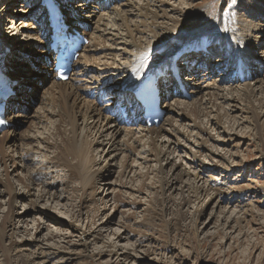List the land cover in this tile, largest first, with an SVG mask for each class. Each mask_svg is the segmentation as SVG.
<instances>
[{
    "label": "rangeland",
    "instance_id": "1",
    "mask_svg": "<svg viewBox=\"0 0 264 264\" xmlns=\"http://www.w3.org/2000/svg\"><path fill=\"white\" fill-rule=\"evenodd\" d=\"M6 1H0V18L3 30L6 27V33L10 36L15 22L20 27V20H35L32 17L21 18L24 14L18 11L20 2L9 5ZM111 1L109 7L112 11L110 8H97L96 11L109 14L110 19L118 11V32L124 33L126 26L133 28L136 25L140 34L136 29L138 32L134 31V37L137 39L140 36L138 40L144 41L143 44L154 41L153 29L160 25L163 30L158 28L156 32L164 33L165 27L168 29L172 26L171 21L182 18V13L189 12L196 16L205 12L206 7H210L213 12L219 5L224 6L226 19L218 23V31L214 34L226 32L230 38H239L236 43L230 40L234 48L238 47L241 54L246 53L251 57L253 54L255 59L250 61L253 62L251 66L242 63V74L234 82L220 81L222 70L209 66L214 60L221 58L222 52L218 54L219 57L210 54L209 62L204 64L207 69H203L201 63L197 69V64L187 59L188 64H194L189 66L195 67L199 72L190 75L185 66L180 75L186 76L181 78L186 86L185 93L176 92L167 96L168 105L162 99L164 113L160 123L153 127L158 133H148L152 126L143 128L149 129L144 132L133 123L120 125L117 120L118 131L114 137L117 156H114L107 140L102 145L86 147V154L90 157L85 161L86 169H89L87 173L83 171L84 189L79 185V178L76 180L73 175L64 185L67 188L72 184L73 189L69 194L64 192L66 188L62 190L60 187L64 183L60 179L61 170L59 175L52 170L53 177H48L49 182L44 184L46 187L43 182H38L39 179H33L32 189L27 191L25 187H21L20 181L17 182L16 177H11L8 184L16 195L9 212L5 204L8 196L3 188V196L0 197V226L2 232L6 231L3 242L0 243V264H27L32 259L31 264H264V0H163L166 1L163 8L170 11L173 7L176 11L169 13L168 19H164L166 23L162 24L143 17L136 10L144 0ZM90 4L93 2L90 1ZM75 6L77 11L82 8L81 5ZM74 9L69 8V11ZM115 26L117 25H113ZM18 34L19 38L24 37L22 31ZM106 41L107 39L104 40L105 44H108ZM35 44L33 40L23 45L13 43L6 50L7 53L12 48L21 50L23 55L20 56L24 60L18 61L11 57L9 63H20L16 73L23 85L31 88L32 83L37 88L33 93L27 90L30 100L26 98V103H29V107L25 116L14 114L15 134L10 131L12 138L16 140L14 156L20 164L23 163L19 173L23 175L22 178L28 171L36 170L37 165L46 161L47 154L50 155L48 150L41 149V143L39 148L34 146L30 152H23L24 146L29 147L28 135L31 137L40 134L51 124L48 128L51 137L56 132L54 127L59 120L56 115L46 114L48 118H45L49 121H43L44 127L33 126L38 120L39 112L43 113L41 108L46 104L52 107L46 103V95L43 93L50 82L37 83L41 75L35 66L37 58L29 59L28 52L35 49ZM219 50H224L225 54L228 52L227 47H220ZM13 54L11 51L10 55ZM190 54L192 56L195 53ZM155 56H160L157 60L163 59L164 51ZM232 58L233 61L228 58V63L233 65L231 69L234 72L237 67L233 64L234 57ZM184 61L178 58L177 66L180 70ZM238 68H241L239 64ZM222 73L225 76L229 74L226 69ZM212 80L217 83L212 88H205ZM246 83L249 84L248 87L244 85ZM193 84L200 86V90ZM208 89L219 94L214 101L211 97V107L203 98ZM55 98L53 103L56 104L55 107L59 105L54 107L58 113L65 103L60 102V98H57L59 102ZM20 102L22 105L24 101ZM194 106L196 108L193 111L191 108ZM166 107L168 111L165 112ZM43 115L45 114L42 117ZM167 115L172 117L170 123L164 120ZM76 119L79 124L80 117ZM195 123L200 125L201 130ZM76 126L78 130L81 125ZM57 127L64 134L63 127ZM7 128L9 126L4 132ZM69 129L67 124L66 135L72 137ZM44 130L42 134L46 135L47 131ZM139 131L144 135V140H153L157 152L160 153L159 162L136 160L130 151V158L122 163L123 151L118 149L124 142L122 139L126 141L132 133H140ZM85 134H88V130ZM60 136L55 133L50 141L57 142ZM78 137L80 138L75 135L74 140H79ZM147 144L150 142L145 143V148L150 153ZM74 147L66 150L68 158H65L63 164L74 161ZM90 151L92 153L89 155ZM94 156L96 159H93ZM148 157L153 158L151 154ZM74 164L77 162L74 161ZM122 166H126L124 171ZM2 169L0 167V173L3 172ZM51 184H55L54 187ZM41 187H52L49 191L52 196L48 198L49 195L46 194L39 198L37 194ZM4 213L8 216L5 218L6 222L2 221ZM67 215H71V228L52 218L57 216L60 217L58 220L66 221L69 218ZM75 227H82L86 231L94 229L96 232L93 233L98 234V238L88 235L86 247L78 245L76 248H66L61 237L69 234L66 238L77 242L81 230H75ZM23 237L26 240L23 241ZM5 247H10V251L6 252ZM124 250L127 251L123 253Z\"/></svg>",
    "mask_w": 264,
    "mask_h": 264
},
{
    "label": "bare ground",
    "instance_id": "2",
    "mask_svg": "<svg viewBox=\"0 0 264 264\" xmlns=\"http://www.w3.org/2000/svg\"><path fill=\"white\" fill-rule=\"evenodd\" d=\"M77 1H79V3H77ZM90 1L93 2V4H90ZM16 2L17 3L20 2L19 3L20 8H18V11L21 12V14H24L21 18L32 17L33 20L35 21L20 20L19 22L20 27H18L17 22H15L14 23L15 26L11 27V30L13 31L11 32L12 34L8 36V34L6 33V27H4V30L2 28V22L0 18V59L2 61V66L4 67L5 73L9 77V82L11 83L12 89L14 90V94L7 98L6 104H5V107H6L5 112L7 113L6 120L10 122V125H9V128L5 130V132L2 131L0 133L1 135L0 167H3L2 169L3 172L0 173V197L3 196V189H5L4 191L7 192V196H8L7 202L5 203L7 204L6 208L8 209V212L11 209L12 203L15 201L14 197L16 195V193H14L12 189H10V185L8 184L11 177L12 178L16 177L17 182L20 181L21 187H25L26 188L25 190L27 191V189H30V188L32 189V184L34 183L33 179L34 180L39 179L38 182H41V183L43 182V185H44L49 182V180H47L48 177L49 178L53 177L52 170L57 172L58 175H59V170H61L62 174H60L61 176L60 179H62V182H64L63 184H61L62 186H60L62 190L66 188L64 186L65 183L68 181L69 178H72L73 175H75L76 180L79 178L78 179L80 182L79 185L81 189H84L83 184H84L85 179H84L83 173L84 172L87 173V170L89 169V168L86 169L87 163L85 165L86 158L88 157V155L86 154L88 153V148L86 147H89L91 145L92 146L97 145V144L102 145L104 144V140H107L111 151L112 150L114 151V156H117V153L115 151L117 150V146H116V141L114 139L118 131L116 127L118 124L117 120L118 122H120L119 123L120 125L124 122V120L120 119L119 116L121 115L119 114L114 104L120 101L121 105L127 107L126 110L130 115L131 108L127 106L128 103L126 102V99L130 97L131 91L142 81L146 72H149L152 70H158L161 67H163L165 64H168L170 62L176 63L179 57V59H181L182 61L186 60L182 62L181 65L183 66V68L181 70L177 68L179 71V74L181 75V72L184 71V67L187 66L186 70L188 71V73H190V75H193L194 73L199 72L197 69L200 63L203 64L202 66L203 69L204 68L207 69V67L204 64L209 62L208 60H209L210 54L212 55L213 53V55L218 56V54L222 52L220 53L221 58H219L218 60H214L215 62L210 63L209 66H211V68L212 66H214L217 69H221L222 72H224L225 69H226V72L227 71L229 72V74H226V76L224 75V73L221 72L220 81L227 80V82H234L238 80L239 76H241L242 74V73L238 74V70L242 69L243 65L251 66L252 65L251 63L253 62H250V61L255 59L252 53H251L252 54V57H251L249 54L239 53L237 46H236L237 49L234 48L230 40L236 43V41L239 40V38H235V39L230 38V35L226 32H223L221 34H214L215 31H218V25H219L218 23L223 20L225 21L226 19L227 13H225L224 6L219 5L218 8L213 10V12L210 7L209 8L206 7L205 12H202V13L198 12L199 14H196V16L195 15L193 16V14L189 12L182 13L181 14L182 18L171 21L172 26L171 27L169 26L168 29H166L165 27L166 31L164 33L163 31L160 33L156 32L158 28L160 30L162 29L160 25L156 27V29H153L155 30L152 35L154 37V41L151 43L147 42L143 44L144 41L140 42L141 40L140 41L138 40L140 39V36H138L137 39H135L134 37L136 35V33L133 34L134 31H137L136 29L139 30L138 26L136 27V25H134L133 28H131L130 26H126L124 29L125 30L124 33L118 32L117 29H119V26H120L119 24L116 23L117 20H119L118 17L120 15L118 14V11L112 14L111 19H110L109 14L107 15L105 12L104 13L99 12V10L96 11L97 8L98 9L103 8V9L108 10L110 8L109 6L111 5L110 3H112L111 0H56V2L59 3V7L61 8L62 12L64 13L67 19L70 29H77L81 31V33H83L89 39L87 44L82 45L81 52L78 54L76 59L72 60V69L69 73V77L65 81H56L53 77L55 76V73L52 71V67L49 66L47 62L48 59L51 57L52 52L48 46V39H47L48 34H46V20H45V17H43V15L45 14V10H44L45 8L40 4V0H7L6 1V3L9 5H12ZM164 2L166 1L144 0V3L141 6L137 7L136 10L140 12L139 14L144 15L143 17H148V19H151V21L157 20L158 24L166 23L164 22V19L166 18L168 19L169 17L168 14L175 13L174 11H176V9H173V7H171L170 11L172 12H170L169 10H166V8H163V6L166 4ZM75 5H81L82 6L81 10L77 11L76 9H74L76 7ZM124 5L126 6V2ZM130 7H132V5ZM69 8L74 9V10L69 11ZM111 9L112 8H110V10ZM111 11H109V13ZM114 11L115 10H113V12ZM68 12H71V13H68ZM210 17L211 19H209ZM104 19L107 21L104 22L105 21ZM107 23L108 24L111 23L110 26ZM115 24L117 26L113 27V25ZM151 24H153V22H151ZM110 29L115 30V31H110ZM21 31L24 37L19 38L18 32H21ZM240 33H243V31H240ZM139 34H140V30H139ZM106 39L109 42L108 43L106 41L108 44H105L104 42V40ZM255 39L257 41L259 40V38H255ZM12 40H14L13 43L15 45L17 44L23 45L29 40L35 41L36 43L35 49L33 50L26 49V50H29L28 52L29 59L37 58V62L35 63V66H37L36 68L37 71L41 73V75L39 76V81L37 80L38 81L37 83L39 84L42 82L41 84H44L46 81L50 82V84H47L46 87L44 88L43 93L46 95V103H49L52 107H48L47 104L45 105V107H42L43 109L39 107L41 108V110H43V113L45 115H43L42 117L43 113L42 112L40 113L39 112L40 109H39L38 112L40 115L38 116V114H36L38 116V120L36 124L33 126L42 127L43 121L45 120L46 122L47 120L46 118H48L46 114H52V115H56L57 120L59 119L58 121L57 120L56 121L58 125L63 127L62 129L64 132L63 134L61 131L58 130V127H57L58 125L56 127L53 126L55 129L54 131H56L54 132V134L57 133V135H61L57 142L50 141V139L51 138L53 139L54 137V134H52V136L50 137L49 134L51 133L48 132L50 131L48 128L51 127V124L48 128L45 127L46 128L45 130L47 131L46 135H44L45 133L42 134L44 129L42 130V132H40V134L31 135V137L30 135H28L29 147L24 146L23 152H25L26 150H27L26 152H30L31 150H33L34 146L39 148L40 143H41V145H43L41 146V149L48 150L50 155L47 154L46 161L36 166L38 170L32 169L28 171L27 175L24 174V178H22L23 175L21 176L19 174L21 173L20 169L22 168L23 163L20 164L18 160L16 159V157L14 156L15 155L14 145H15L16 140L15 138L14 139L12 138V134H11L12 131H14L13 133L15 134V129L13 128L14 126L13 124L15 121H14L13 116L14 114H17L18 116H25L27 108L29 107V103H26L27 101L26 98H29L30 100V97L28 96V91L33 93L36 91L37 88L32 83H31V86H32L31 88L23 85L22 81L20 80L19 75L16 73V70L20 68L19 67L20 63H13L12 65H10L11 57L15 58L18 61L24 60V58L20 56L22 52L19 48H16V49L12 48V50L10 49L12 53H14L13 55H10L11 54L10 50H9V53L5 51L9 47L10 44H13ZM96 42H98L99 44H96ZM206 43L210 44V46L207 48V51L209 49L210 52L208 53L197 52L193 54L192 56L188 52L190 51L189 48L203 46V45H206ZM107 46L110 48H108ZM220 47H227L228 52L225 54L224 50L220 51L219 50ZM251 49H253V47H251ZM30 51H32L33 53H30ZM161 51H164L163 59L157 60V58H159L160 56H155V55H157ZM34 53H36V56L34 55ZM232 57H234L233 64L234 66L237 67L236 71H234L235 72L234 75H233L234 72L231 69V66L233 65L228 63L229 61L228 58H231V60L233 61ZM25 58H28V57L26 56ZM187 59L188 60L190 59V61L195 62L197 64L196 65L197 69H195V67H190L189 65L194 66V64L193 65L188 64ZM242 63L244 64L241 66V68H238V64H242ZM177 65H179L178 62H177ZM193 70H195V72H192ZM207 73L209 74V71ZM183 77L186 78V76H183ZM170 78L172 77L166 74L163 77L164 81L160 82L161 97L164 98V101L167 99L166 98L167 96H170L174 92L175 93L179 92L180 94L182 93V91L177 88V84L175 83L173 78L172 79ZM212 81H213L212 83H207L205 85V88H212V86L217 83L216 80H212ZM244 85L246 87L249 86L248 83ZM195 86H197L198 88H196ZM39 87L40 86L38 85V88ZM194 87L197 90H200L201 88L198 85H194ZM100 90H102L104 93H107V98L106 99L104 98L106 101L105 100L103 101V98L99 96L98 93ZM90 93H93V94L90 95ZM203 95H204L203 98H205V102L207 101L210 104V107L214 99H217V97L219 96V94L217 92H214L213 90L212 91L209 90L205 92ZM103 96H106V95H103ZM55 97H57L58 99L60 98L61 99L60 102L65 103V104H62V107H60L61 110L60 112L58 111V113H56L57 109L55 108L58 107L59 105L55 107L56 104L54 105L53 103L55 101V100L53 101ZM211 97L213 98V101L211 100ZM57 98L55 99L59 102ZM20 100L24 101L22 105L20 104L21 103ZM164 104L168 105L167 100L164 102ZM195 108L196 107L194 106L191 109L194 111ZM164 110L166 112L168 111V108L166 107ZM250 113H252V110H250ZM196 116L198 117L197 113H196ZM76 117H80L81 119V122L79 124H78V119H76ZM133 118L136 119L134 123L137 124V127L138 128L141 127V131L147 132L150 129L148 133H152V132L158 133L159 132L157 131V129L153 128L156 125L152 126L151 128L147 126L145 127L142 124V119L141 117L138 116L137 111L135 115L133 116ZM164 120L170 123L172 120V117H169L167 115ZM48 121L49 120H47V122ZM67 124L69 125L71 129V131H69L70 130L69 129L68 132H70V134L72 133L71 135L72 137H69V136L67 137L68 134L66 135L67 131L65 129H66ZM197 124L198 123H195V126L198 129H200V125H197ZM76 125L78 126L81 125L78 130H77ZM143 128H149V129H143ZM87 130H88V134H85ZM169 133L172 135L171 132ZM75 135L80 136V138L78 137L79 140L78 139L74 140ZM122 140H124V142L123 144L119 145L120 147L118 148L123 151L122 154L124 156V159L122 163L124 161L126 162L127 159L130 158L131 155L136 160L138 159H141V161L145 160L146 163L150 160L159 162L160 153L157 152V149H156V146L153 140L152 139L144 140V135H142L141 132L132 133L130 137L128 138V140L127 139L126 141L125 139H122ZM51 142H53V144H49ZM148 142H150V144H147V148L149 149L150 153H148L147 149L145 148V143H148ZM71 146H75L74 151H73L74 152L73 158H74V161H76L78 165L74 164V161L72 162V160L71 162H65L63 164V161L65 160V158H68V155H66L67 152L69 151L68 147H71ZM139 146H140V149H138ZM130 151H131V155H128L130 154ZM91 153L92 152L90 151L89 155ZM140 153H144V154L140 155ZM149 154H151L153 158H149L148 157ZM23 158L25 157H22V159ZM93 159H96L95 156ZM26 160L29 161V158H26ZM87 167H90V166H87ZM122 167L124 171V167L126 166H122ZM54 185L55 184H51L50 186L54 187ZM44 186L46 187V185ZM52 187L50 188L41 187L40 193H38L37 196L41 198L43 195L48 194L49 195L48 198H50L52 196V193H50L49 191L52 190ZM71 189H73L72 184L69 187H67L65 189L66 191L64 192H67L69 194V191ZM138 190L139 189H135V191H138ZM54 196L56 195H53V197ZM6 217L8 218L7 213L6 214L4 213L2 217L3 222L5 221ZM68 217L69 218L65 219L66 221L58 220L60 217H57V216L52 217V218H55V220L67 224L69 228H71L72 227L71 225L73 224L71 220V215H69ZM10 219L12 218L10 217ZM76 229L81 230L79 231L77 242L72 241L71 239H67L66 237L69 234L67 236L61 237V239H63L62 242L66 244L65 245L66 248L67 247L76 248L78 245L86 247V244H88V241L86 240L88 235L93 236V238H98V234L93 233L95 231L94 229H90V230L88 229L86 231L82 227H75V230ZM4 232H2L1 226H0V243L3 242V237H5ZM123 237L124 235L121 236V238ZM52 239H55V237L52 236ZM22 240L24 241L26 240V238L23 237ZM6 250L10 251V247L9 248L5 247V251ZM126 251L127 250H124L123 253H125ZM30 262L32 263L33 259L30 260ZM36 264H39V262H37Z\"/></svg>",
    "mask_w": 264,
    "mask_h": 264
},
{
    "label": "snow or ice",
    "instance_id": "3",
    "mask_svg": "<svg viewBox=\"0 0 264 264\" xmlns=\"http://www.w3.org/2000/svg\"><path fill=\"white\" fill-rule=\"evenodd\" d=\"M0 123H3V121H2V120H0Z\"/></svg>",
    "mask_w": 264,
    "mask_h": 264
}]
</instances>
